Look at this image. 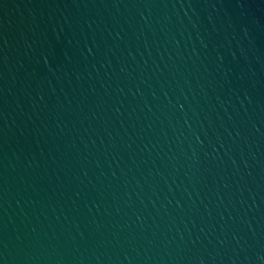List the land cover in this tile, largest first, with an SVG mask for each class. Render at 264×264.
<instances>
[{
    "label": "water",
    "instance_id": "95a60500",
    "mask_svg": "<svg viewBox=\"0 0 264 264\" xmlns=\"http://www.w3.org/2000/svg\"><path fill=\"white\" fill-rule=\"evenodd\" d=\"M0 264H264V0H0Z\"/></svg>",
    "mask_w": 264,
    "mask_h": 264
}]
</instances>
